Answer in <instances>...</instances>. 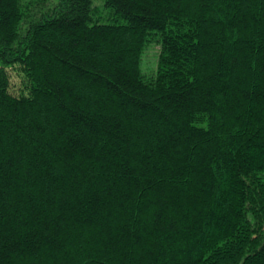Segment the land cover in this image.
<instances>
[{"label": "trees", "instance_id": "1", "mask_svg": "<svg viewBox=\"0 0 264 264\" xmlns=\"http://www.w3.org/2000/svg\"><path fill=\"white\" fill-rule=\"evenodd\" d=\"M104 5L0 0V264H264V0Z\"/></svg>", "mask_w": 264, "mask_h": 264}, {"label": "rangeland", "instance_id": "2", "mask_svg": "<svg viewBox=\"0 0 264 264\" xmlns=\"http://www.w3.org/2000/svg\"><path fill=\"white\" fill-rule=\"evenodd\" d=\"M29 3L31 13H43L53 7L58 0H23ZM96 6L95 16L100 22L122 23L125 20L122 17H117L107 6L104 5V0H93ZM98 7V8H97ZM161 45L158 42L152 41L145 49L143 55L142 66L146 73H153L158 64ZM15 80V77H13Z\"/></svg>", "mask_w": 264, "mask_h": 264}]
</instances>
